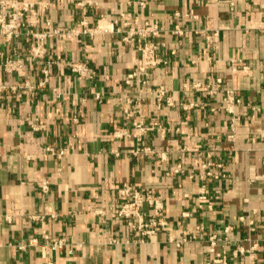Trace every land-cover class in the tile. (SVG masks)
<instances>
[{"label": "crops", "instance_id": "1", "mask_svg": "<svg viewBox=\"0 0 264 264\" xmlns=\"http://www.w3.org/2000/svg\"><path fill=\"white\" fill-rule=\"evenodd\" d=\"M19 1L44 4L0 30V264H212V236L264 264V0ZM125 184L164 227L116 217Z\"/></svg>", "mask_w": 264, "mask_h": 264}, {"label": "built area", "instance_id": "2", "mask_svg": "<svg viewBox=\"0 0 264 264\" xmlns=\"http://www.w3.org/2000/svg\"><path fill=\"white\" fill-rule=\"evenodd\" d=\"M44 4L41 1L37 2H23L20 3L19 0H0V30L7 38H19L22 34L23 26V16L27 10H34L35 4ZM47 5V4H46ZM45 5V6H46ZM148 28L140 27L134 28L130 31V36L136 34L145 36L147 34ZM151 31H156L155 28ZM58 29H49L47 32H34L32 33L35 41L32 44L33 54L36 56H43L44 53V42L48 36H53L59 34ZM149 63L155 64L156 61L151 60ZM7 65H10L13 69L19 68L21 66L20 61L18 63L14 60H9ZM73 69L85 74L88 71L86 64H74ZM132 76V75H131ZM131 78V77H130ZM220 81V80H219ZM166 93L164 88L159 90V97H163ZM228 109L233 111L234 101L238 100L233 94L228 96ZM62 154V151L60 152ZM119 194L123 201L121 207L116 211V217L118 219L128 220L132 227L135 229L139 236L154 234L159 227H164L166 222L163 220L162 213L164 210V203L160 198L155 197L151 194H145L140 189L136 188L131 184H125L119 189ZM205 198V196H202ZM145 202L153 205L155 216L150 220L146 221L144 219L143 205ZM159 216V217H158ZM229 228H227L228 230ZM255 229L252 227V230ZM61 244V242H59ZM57 245V244H56ZM255 244L252 248H255ZM209 253L211 255L212 264H230L228 260V255L225 252L219 251L217 249V241L214 236L210 238ZM251 260L247 264H256V261L251 256ZM48 264H54L49 262Z\"/></svg>", "mask_w": 264, "mask_h": 264}]
</instances>
